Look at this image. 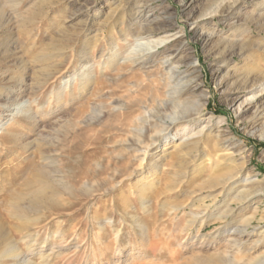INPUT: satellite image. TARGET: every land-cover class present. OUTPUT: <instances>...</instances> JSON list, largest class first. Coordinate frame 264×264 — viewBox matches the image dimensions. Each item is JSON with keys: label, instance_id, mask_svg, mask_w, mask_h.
Instances as JSON below:
<instances>
[{"label": "rangeland", "instance_id": "rangeland-1", "mask_svg": "<svg viewBox=\"0 0 264 264\" xmlns=\"http://www.w3.org/2000/svg\"><path fill=\"white\" fill-rule=\"evenodd\" d=\"M219 1L0 0V220L13 239L24 232L22 221L10 216L14 207L18 200L35 207L36 172L53 169L35 153L51 155L58 179L71 184L69 191L58 185V204L31 212L40 218L34 241L24 246L27 258L37 264H225L226 254L232 258L241 242L247 248L260 236L253 230L264 232V91L241 90L254 70L264 69V0H225L217 9ZM126 21L156 29L124 38L119 30ZM156 42L152 50L169 47L168 62L179 57L175 69L192 79L181 100L194 115L175 140L162 130L156 149L139 163L123 141L145 125L143 105L163 97L164 77L124 60ZM82 77L92 79L84 89ZM155 78L160 92L139 88ZM232 158L234 184L220 192L223 185L211 183L232 169ZM105 164L141 167V176H149L143 191L134 172L83 178ZM112 176L119 181L110 188ZM85 180L108 188L86 194ZM208 214L227 216L210 221ZM244 220L251 222L249 236L235 231Z\"/></svg>", "mask_w": 264, "mask_h": 264}, {"label": "bare ground", "instance_id": "bare-ground-1", "mask_svg": "<svg viewBox=\"0 0 264 264\" xmlns=\"http://www.w3.org/2000/svg\"><path fill=\"white\" fill-rule=\"evenodd\" d=\"M237 1L238 0H234L233 2L236 3ZM224 2H225V0H220L219 3L216 5V8L218 9L219 7H221ZM215 11H217V10H215ZM125 23H126V26L124 29L119 28V29H121V30H119L120 34L122 36H124V38H126L128 35H131V33L133 35L140 36L141 33H143L144 31L145 32L146 31L152 32V31H154V29H156V28H152V27L147 28L146 25H142V24L139 26H136L134 24V23H137L136 21L133 23L132 22L130 23V21H126ZM137 27H138V30H136ZM165 39H167V38H164V40ZM159 42H156L155 45H152V44L150 45L148 43L145 48H143L139 51H136L134 53H129L127 55L126 59L124 60V63H128L131 67L137 65L138 69H140L143 73H147V74L149 73V75H150V72H152V70L154 68L157 69V74L161 70V72H162L161 76L164 77V78H161V79H163L162 86L164 88L163 97L162 98H159V96H158V98H155V97L152 98L151 97V99L145 105H143V110H142L144 113L143 118H145V119H143V120H145L143 122L145 123V125H142L141 127H138L137 130H135V132H136L135 136L131 140L125 139L123 141L124 144L127 145V147H125L124 150L126 149L128 152H130L133 155V157L135 156L139 160V163L146 160L147 152H149L152 149H156V147L158 145L157 144L154 145V143L156 142V138L158 137V134L162 130H164V129H167L169 131L175 130V132L173 134H169V131H168V133H165V136H164L166 139L175 140V137L183 136L184 134H186L188 132L185 129L187 127L186 124H187V122H190L192 120V116L194 115V113L192 112L193 110L190 111V109L187 110L186 108H183V107H185L184 106L185 101H184V99L181 100V98L187 92H189L191 90V87H189L188 84L191 83L192 79L189 77V74H187V75L183 74L182 72L177 71L175 69V67H177V65L181 62L179 57L168 62V60L166 58L169 55H172L171 49L169 47L168 48L166 47V49L162 50V51H158V50L153 51L152 50V48L157 47V44ZM56 53H57V55H61L64 52H63V50L60 49V50H57ZM56 53H55V55H56ZM49 54L54 55V53H49ZM43 55L44 54L42 53V56ZM253 73H254V77L252 79H250V81L245 80V82L242 84L243 85L241 88L242 91L248 90V92H255L254 88L256 86H259V91H264V69H262L259 72H256V70H254ZM189 78H190V80H189ZM193 79H195V78H193ZM91 82H92V79L90 77H82L80 79V82H79V87L81 89H84ZM94 82H95V80H94ZM150 85H153V87H155L154 89L156 91H158V88L161 85V82H160V80L158 81V79L155 78L153 80H148V82L143 81V82L139 83L138 86L140 89H146V88L148 89L147 86H150ZM196 85H195V87H196ZM158 92H160V91H158ZM205 97H206L205 94H200L201 99L205 98ZM252 97H254V95ZM251 98L249 100H251ZM246 99H248V98H245V100ZM99 116H101V114H99ZM137 119L139 120V122H141V118H139V116L137 117ZM147 120L150 123H148ZM152 120L153 121L156 120V122H159V124H157L156 122L151 124ZM184 122H186V123H184ZM179 127H182V128H179ZM188 144H190V143H188ZM163 146H165V144ZM26 151H28V149H26ZM37 153L38 154L35 153L36 155L34 154V156L39 157V159L42 162L47 161V159H49V162L51 164L49 163L48 165L49 166L52 165L53 169L47 168L44 170H39L37 172L35 171L36 172L35 179H36V182L38 183V187H37L38 189L36 190V193H35L36 201L33 204H35L36 206L35 207H32V206L27 207V206H24L25 204L20 205L19 204L20 200H18L19 203L16 204V207H14V209H13V214L10 215L11 217L17 218L18 219L17 221L21 220L23 223L21 225L22 227H20V228L23 229L24 232L21 234L19 240L13 239L11 230L5 226L6 223L4 224V222L2 220H0V264H37V263L33 262L32 260H30V258L26 257L27 254H30L29 248L25 247V248H27V251H28L27 253H25V250H24V246H27L28 244H30L31 241H34V239H35L34 235L35 234L32 232V227H33V225L39 223V218H40V216H38V213L37 214L35 213L32 215L31 212L34 213L36 211H39L37 209L41 205L44 207L46 205L58 204L59 200L57 198H54V197L62 194V192H63L62 188H64L67 191H69L71 189V184L69 182L64 181L65 179L64 180L58 179L59 176L57 174V171L54 169V167L56 165L55 159H53V157L51 155H46L44 152H37ZM130 158H127V159H130ZM122 161H124V160H122ZM234 161H235L234 158H232L231 159V164H232L231 168L232 169H230L225 174L218 176L215 179L216 181L213 179V181H212L213 183H211V187H213L216 184H219L221 186L223 185L222 188H220L221 189L220 192L221 191L224 192L226 190L224 185L230 186V185L234 184L233 179H234V176L237 174L236 164ZM151 162H150V164H151ZM126 164H128V163H126ZM211 165L212 166L216 165L214 160L212 161ZM45 166H47V165H45ZM100 166H102V165H100ZM105 166H106L105 170H103V171H99L98 169L95 168L93 170V172L92 171H86V174H84L82 176H83V178H86V179H88L89 176H91L92 178L95 179L100 174L104 173L105 171L112 170V169H113L114 174L127 173V175H129L132 172H134V173L138 174L137 175L138 176L137 182L140 183V186H141L139 188V192H142L144 186H146V185H144L146 183L143 181V179L146 178L148 181L149 176L148 175L145 177L141 176V173L143 171L141 167L137 168V169L134 168V169L129 171V169H127V168L118 170V169H116V166L110 167L109 164H107V165L105 164ZM153 167L156 168L157 165L153 166ZM151 171H153V170H151ZM151 174H152V172H151ZM79 175H81V174H79ZM113 176H112L113 182L111 185H109L110 188L115 187L116 183L119 181L118 180V181L114 182ZM63 177H64V175H63ZM51 179L55 182H53ZM79 179H81V178H79ZM79 179H76V180H79ZM103 180H105V178ZM56 181H58V182H56ZM104 182L106 183V181H104ZM58 185L59 186L61 185V187H62L61 191H60L61 193L59 192V190H57V188H59ZM104 185H106V184H104ZM104 185L94 183V181L90 182L88 180H85L82 183V188L86 192V194L87 193L91 194L97 190H102V191L106 190V188H108V186L105 187ZM218 193H219V191H218ZM141 195H143V194H141ZM228 198H229L228 193H223V198H222L221 202L227 201ZM17 199H18V197H17ZM17 199L15 200L16 202H17ZM31 199H33V198H31ZM234 199H236V198H234ZM15 201H14V203H15ZM14 203H13V205H15ZM66 203L69 204V202H66ZM11 206H12V204H11ZM69 207H70V205L68 206V208ZM7 212H9V211H7ZM226 216L227 215L219 214L217 216L214 215L212 217V214H208L207 218L212 217V220H210V221H215L218 219H223ZM94 219L97 220L96 218H94ZM135 222L137 225H139L138 221H135ZM249 223H251L249 220H244L242 224L237 226L235 231L238 233H247V236H249L251 233L247 229L249 226ZM189 225H190V223L187 224V228ZM17 229H19V228L17 227ZM21 229H19V230H21ZM17 231L18 230L15 229V233H17ZM253 233H256V234L258 233V235H260V236L254 238L253 242L250 246H248L246 248L241 241L235 240L234 242H237L235 244H238L241 242L237 246L236 255L232 256V258H231L230 255L226 254L225 259L222 261H224L225 264H235L236 262L239 264H264V248L263 249L260 248L261 244H258L260 240L262 241L261 242L262 244L264 243V238H263L264 232L263 231L257 232L256 230H253ZM214 237H215V234H214ZM115 239L116 240L118 239V233L115 234ZM177 245H181V243L178 242ZM42 258H43V256H42ZM42 262H44L43 259H42ZM46 262H47V260H46Z\"/></svg>", "mask_w": 264, "mask_h": 264}]
</instances>
